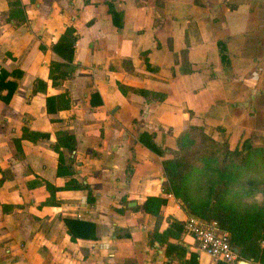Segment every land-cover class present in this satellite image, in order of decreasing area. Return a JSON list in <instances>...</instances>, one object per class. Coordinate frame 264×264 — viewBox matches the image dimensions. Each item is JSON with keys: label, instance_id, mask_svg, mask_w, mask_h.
<instances>
[{"label": "crops", "instance_id": "1", "mask_svg": "<svg viewBox=\"0 0 264 264\" xmlns=\"http://www.w3.org/2000/svg\"><path fill=\"white\" fill-rule=\"evenodd\" d=\"M108 1L20 0L17 22L0 0V68L21 71L0 99V264H218L184 231L162 160L189 124L264 138V0H113L114 18ZM67 26L78 35L74 71L52 80ZM60 94L69 107L49 113L46 98ZM24 127L40 136L22 139ZM60 131L75 136L62 151L93 203L56 174ZM149 196L167 200L158 223L136 208ZM63 218L93 222L96 238L72 240ZM172 219L178 238L161 234Z\"/></svg>", "mask_w": 264, "mask_h": 264}, {"label": "trees", "instance_id": "2", "mask_svg": "<svg viewBox=\"0 0 264 264\" xmlns=\"http://www.w3.org/2000/svg\"><path fill=\"white\" fill-rule=\"evenodd\" d=\"M7 2L8 18L15 19L17 22L24 21L20 0H7ZM194 2L198 6L203 5L202 0H194ZM108 10L113 18L119 15V11L113 6V0L108 1ZM77 37L75 29L67 26L53 44L52 50L63 60L51 61L49 79H65L72 74L74 45ZM218 44L222 45L223 42ZM221 58L224 62L227 60L225 52H222ZM20 75L21 71L8 72L0 68V99L2 101L9 102L17 88V82L10 77L17 78ZM36 83V88L38 84H45L42 80H37ZM57 101H59L57 108L66 109L70 105L68 94L48 96L46 108L49 113L54 112L53 105H57ZM216 130L221 134L225 133L224 128L216 127ZM141 135L148 138H142L144 144L162 155L163 151L152 141V134L142 133ZM39 136L23 128L22 139L35 140ZM14 144L16 149H19L20 139H14ZM75 147L76 139L72 133L68 131L57 133L56 142L52 145L58 155L56 174L69 177L63 189L86 190L87 202L93 203L95 198L90 187L74 178L76 170L72 160L67 163L64 158L62 150L73 151ZM169 152L172 155L162 160L165 177L163 192L180 200L189 216L204 221H216L220 229L229 233V242L238 260H252L264 264V144L254 145L249 136H241L240 140L232 143L226 134L225 138H219L213 134H207L202 124H189L178 133L176 148ZM257 192L263 195L261 201L244 200ZM166 202L164 197L149 196L141 207L136 208H141L152 215L158 223L162 219L161 207ZM63 222L72 240L96 238V226L93 222L74 218H63ZM181 229L182 224L172 219L169 227L161 234L178 238ZM155 230L157 231V226Z\"/></svg>", "mask_w": 264, "mask_h": 264}, {"label": "built area", "instance_id": "3", "mask_svg": "<svg viewBox=\"0 0 264 264\" xmlns=\"http://www.w3.org/2000/svg\"><path fill=\"white\" fill-rule=\"evenodd\" d=\"M183 229L194 237L200 251L208 254L214 261L236 264L238 258L230 245L229 233L220 229L216 221H204L188 215L183 221Z\"/></svg>", "mask_w": 264, "mask_h": 264}, {"label": "rangeland", "instance_id": "4", "mask_svg": "<svg viewBox=\"0 0 264 264\" xmlns=\"http://www.w3.org/2000/svg\"><path fill=\"white\" fill-rule=\"evenodd\" d=\"M205 132L207 134H213L214 136H217L219 138H225V133L221 134L220 131H218L216 129H214V131L211 132L210 128L209 129L206 128ZM251 139H252V142H253L254 145H262V144H264V138L263 137L252 136ZM238 140H240V138L232 139V137H231V142L232 143H234V142H236ZM168 155L171 156L172 154L169 152ZM262 196H263L262 194L257 192V193H254L251 196H248V197L244 198V200L249 201V202H259V201H261L263 199Z\"/></svg>", "mask_w": 264, "mask_h": 264}, {"label": "water", "instance_id": "5", "mask_svg": "<svg viewBox=\"0 0 264 264\" xmlns=\"http://www.w3.org/2000/svg\"><path fill=\"white\" fill-rule=\"evenodd\" d=\"M236 264H257V263L253 262L252 260L239 259L237 260Z\"/></svg>", "mask_w": 264, "mask_h": 264}]
</instances>
